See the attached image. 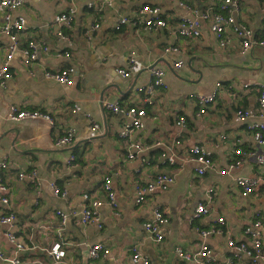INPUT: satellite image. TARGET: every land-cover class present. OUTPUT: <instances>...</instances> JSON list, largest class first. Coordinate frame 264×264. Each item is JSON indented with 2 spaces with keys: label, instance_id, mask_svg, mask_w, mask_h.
<instances>
[{
  "label": "crops",
  "instance_id": "1",
  "mask_svg": "<svg viewBox=\"0 0 264 264\" xmlns=\"http://www.w3.org/2000/svg\"><path fill=\"white\" fill-rule=\"evenodd\" d=\"M236 1L237 21L250 27L256 39H264V0ZM223 2L25 0L11 11L13 17L26 19V28L17 35V50L10 61L13 78L7 89L0 87V158L8 163L7 168L0 169L7 185V192H0V245L7 256L13 246L6 232L12 231L27 248L21 252L22 264H134L135 251L149 256L153 264H195L180 259L176 249L196 252L204 242L213 249L216 259L204 264H227L231 259L234 264H264V258L254 263L245 253L236 255L228 245L233 238L252 247L253 239L244 230L256 219L262 221L264 242V185L244 196L235 182L238 176L263 175V169L246 162L229 170L236 158L235 149H255L258 145L248 126L264 121L257 111L264 86V47L243 51L242 40L233 29L227 30L222 46L211 30V17L202 19L199 37L179 34L182 18L194 16L195 10L210 15ZM145 5L159 6L167 26L148 30L143 24L128 23L116 29L119 18H134ZM72 10L73 22L55 21L58 14ZM4 20L5 12L0 11V23ZM97 24L100 26L94 28ZM29 37L45 42L49 48L30 63L22 51ZM0 41L1 68L12 39L2 35ZM133 50L138 65L126 78L119 69L128 68ZM61 52L71 56H60ZM179 61L183 64L178 68ZM70 66L76 69L72 84L62 85L45 77L46 71ZM153 67L166 71L167 87L155 91L144 126L122 137L130 118L105 109L104 103L142 105L145 93L141 88L152 80ZM218 83L221 85L217 89ZM214 90L215 102L199 115L200 104L193 94ZM11 105L48 113L54 124L44 118L12 121L6 116ZM240 109L250 110L252 116L240 120ZM181 117L185 123L179 124ZM94 124L100 129L94 130ZM70 130L75 133V143L57 146L59 137ZM136 141L147 148L129 158V145ZM196 144L212 152L213 164L203 174L197 170L200 163L189 152ZM163 154L173 156L175 163L168 162ZM72 155L75 161L71 162ZM31 169L38 171L39 185L19 179L20 172ZM158 174L173 176L174 183L137 203V188L153 182ZM108 175L112 177L117 207L109 203L104 189ZM53 182L62 189L61 196L53 194ZM84 194H89L90 200H85ZM5 196L8 204L2 201ZM96 199L102 202V228L94 222L83 224L79 217L83 207ZM200 203L208 213L193 219ZM157 206L168 220L161 228L160 242L145 229ZM58 210L70 214L65 224ZM10 211L17 218L13 226L1 222V216ZM220 218L224 219V232L202 237L201 232L219 225ZM55 242H62L67 252L59 262L48 251ZM98 243H104L110 253L93 259L90 249ZM0 264L9 261L0 257Z\"/></svg>",
  "mask_w": 264,
  "mask_h": 264
},
{
  "label": "built area",
  "instance_id": "2",
  "mask_svg": "<svg viewBox=\"0 0 264 264\" xmlns=\"http://www.w3.org/2000/svg\"><path fill=\"white\" fill-rule=\"evenodd\" d=\"M107 4H111L113 0H104ZM25 0H0V11L5 12V20L3 23H0V38L2 35H9L12 39V44L9 47L7 61L0 68V87L2 89L8 88V81L13 78V73L10 70V61L14 56L15 51L17 50L18 41L17 35L20 32H23L26 28V19L22 16L13 17L11 11L20 8L24 4ZM89 7H92V4H89ZM239 10V4L236 0H224L221 7L213 11L210 15L204 12L200 13L195 10L194 16H185L182 18L180 24L179 34L182 37L187 38H197L201 35L202 31V19L206 17H211L212 24L211 30L217 36L222 46L226 44L225 34L228 29H233L238 37L242 40L243 51H251L255 47H264V39H256L254 37V31L237 21L235 13ZM55 21L58 24L63 23H71L74 21V10L71 12H65L58 14L55 17ZM139 25L143 24L144 28L148 30H153L159 27H166L168 22L163 19L161 16V8L157 5H145L141 7L136 17L130 18L123 16L117 20L116 29L120 30L126 24ZM100 25L97 24L94 28H98ZM58 34L61 37H65L61 31H58ZM1 43V41H0ZM48 47L45 42H40L34 37L27 38L25 45L22 49L23 54L26 57V60L30 62H34L38 59L41 51H48ZM60 56L70 57L71 54L69 52H61ZM182 61L176 63V67L182 66ZM138 65L136 59V51L133 50L131 52L130 58L128 60V68L127 69H119V72L126 78H130L132 75V70L136 68ZM76 69L72 66L55 70V71H46L45 77L48 79H52L57 81L62 85H69L73 83V77ZM150 72L152 74V80L146 87H142L141 90L144 91L143 104L142 105H128L123 106L120 101H106L104 103V108L112 111L115 114H125L130 118L129 124L125 126L124 131L121 133L122 137H126L131 135L135 130L140 129L145 124V118L147 116V107L154 104V93L159 88H166L165 76L166 71L163 68L153 67L150 68ZM221 84H217L216 88ZM217 90H214L210 94H201L196 93L193 94L194 97L198 99L200 104V110L198 112L199 115L205 114L211 104L215 102ZM258 115L264 118V86L261 88V92L258 98V107H257ZM238 118L240 120H246L248 117L252 116V113L248 109H240L237 112ZM7 118L12 121H21L23 119H38L44 118L54 124L53 118L48 113H43L39 110H25L20 109L16 105H11L7 112ZM185 123L184 117L180 118L179 124ZM94 130H99L100 125L94 124ZM248 129L252 132L255 142L258 144L255 149L245 150L243 148H237L233 151L235 161L230 164L229 170L235 169L239 167L241 164L249 162L256 166H260L263 169V175H254V176H238L236 178V184L241 189V192L244 196H248L251 194L260 184L264 185V121H259L248 126ZM75 133L70 130L65 135L60 136L57 140V146L61 147H70L75 143ZM156 144H160L159 141ZM147 146H145L140 141H136L131 143L128 148V156L129 158H135L138 154L143 152ZM189 152L191 157L198 163H200V167H198V172L203 174L206 168H210L212 166V158H211V150L201 144L193 145ZM165 158L166 154H163ZM168 162L175 163L176 159L173 156H169L166 158ZM71 162L75 161V157L71 156ZM8 163L6 159L0 158V169L7 168ZM228 170V172H229ZM225 173L226 171H222ZM20 180H28L34 183L35 185H39L40 177L38 171L36 169H31L28 172H20L19 174ZM174 183V177L168 174H158L156 179L153 182H150L147 185L139 186L137 188V203H143L146 200V196L149 193H153L156 190H167ZM51 187L53 190V194L55 196H61L63 194L62 189L55 183H51ZM104 189L108 194L109 203L117 207L116 202V192L113 188L112 177L110 175L104 178ZM210 192L213 189L209 190ZM0 192H7V185L4 183L2 176L0 175ZM85 200H90L89 194H84ZM2 201L5 204L9 203L8 197H3ZM102 205L101 200L96 199L92 200L90 203H87L81 213H80V221L83 224L87 223H97L100 228H102L101 215L99 212V207ZM208 213V208L204 203H200L195 211L193 219L200 218L204 214ZM57 214L60 216L61 221L65 224L68 219H70V214L68 212H63L62 210H58ZM153 220L147 221L145 223V229L149 233V235L154 238L157 242L162 241V226L168 222L165 217L162 209L160 207H155L153 210ZM16 214L12 211L5 215L1 216V222L3 224L13 226L16 221ZM224 224V219H219V225L213 226L210 230H206L201 232L202 237L207 238L209 234L223 233L222 225ZM262 221L260 219H256L252 224L247 226L244 230V234L246 236H250L253 239L252 247L249 246L245 242H238L233 238H229L228 245L230 249L236 254L240 255L242 253L247 254L252 261L258 262L259 260L264 258L263 253V232H262ZM6 236L10 244L13 246L12 253L7 256L6 252L0 245V257L7 258L9 264H22L21 260V252L26 250V246L24 242L12 231L6 232ZM62 242H55L49 248V253L54 257V259L59 262L63 258H65L67 252L63 246ZM110 253V250L104 243H98L91 247L90 249V257L93 259H98L101 257H105ZM177 256L189 262H194L195 264H204L215 262V252L209 245L205 242L199 246L196 252H190L182 247H178L176 249ZM132 262L134 264H153L150 257L146 254H143L139 251H135L132 255ZM227 264H234V261L231 259L227 262Z\"/></svg>",
  "mask_w": 264,
  "mask_h": 264
}]
</instances>
